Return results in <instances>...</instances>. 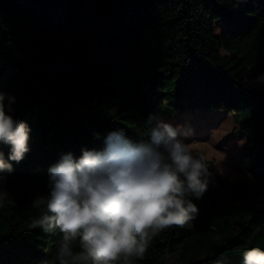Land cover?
<instances>
[{
  "label": "trees",
  "instance_id": "trees-1",
  "mask_svg": "<svg viewBox=\"0 0 264 264\" xmlns=\"http://www.w3.org/2000/svg\"><path fill=\"white\" fill-rule=\"evenodd\" d=\"M248 76L264 87V0H0V95L29 128L19 162L0 142L12 167L0 189L14 201L0 206V264H59L62 234L30 224L63 156L102 151L113 132L147 142L161 116L202 108L233 114L250 178L227 183L203 157L195 218L133 264H243L264 251V90ZM72 252L69 264H93L78 239Z\"/></svg>",
  "mask_w": 264,
  "mask_h": 264
},
{
  "label": "clouds",
  "instance_id": "clouds-1",
  "mask_svg": "<svg viewBox=\"0 0 264 264\" xmlns=\"http://www.w3.org/2000/svg\"><path fill=\"white\" fill-rule=\"evenodd\" d=\"M28 126L5 111L0 95V142L11 146L8 160L19 162L28 151ZM0 171H12L0 152ZM203 156L194 155L177 130L157 121L147 142H133L110 133L102 151L67 154L49 169V192L32 207L38 215L30 227L58 229L62 241L59 264H69L72 244L80 258L93 264H133L162 230L184 227L198 213L188 197L199 199L208 186ZM13 204L0 189V206ZM243 264H264V251L251 248Z\"/></svg>",
  "mask_w": 264,
  "mask_h": 264
},
{
  "label": "rangeland",
  "instance_id": "rangeland-1",
  "mask_svg": "<svg viewBox=\"0 0 264 264\" xmlns=\"http://www.w3.org/2000/svg\"><path fill=\"white\" fill-rule=\"evenodd\" d=\"M218 22L216 31L222 30ZM258 89L264 90L250 76ZM163 121L177 130L178 139L187 143L192 153L212 161L217 173L225 182H238L250 178L240 166V158L246 147V135L236 130L233 114L224 108L197 109L173 116H161Z\"/></svg>",
  "mask_w": 264,
  "mask_h": 264
}]
</instances>
